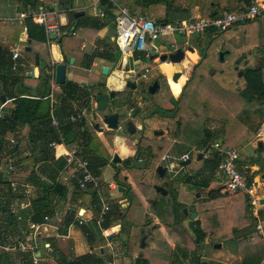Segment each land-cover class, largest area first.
Returning a JSON list of instances; mask_svg holds the SVG:
<instances>
[{
    "label": "trees",
    "instance_id": "16d2710c",
    "mask_svg": "<svg viewBox=\"0 0 264 264\" xmlns=\"http://www.w3.org/2000/svg\"><path fill=\"white\" fill-rule=\"evenodd\" d=\"M15 1L18 4H21L23 9L27 10L28 8H35L39 0ZM42 1L43 3L50 1L56 3L57 7L60 10H63L66 14L68 21L64 25H59L61 30H66L70 26H73L74 29L82 28V31L80 32V35H82L84 28L92 29L95 32L111 23L114 32L116 8L110 0L99 1L98 8L101 9L105 15L102 18L87 14L75 18L71 9H69L72 0ZM249 1L250 0H124V3L132 14L151 16L157 21L169 22L188 19L191 17L195 9L202 17H216L227 11L245 9L249 5ZM257 19L258 18L237 23L227 30L214 34L209 38V44H212L215 39L220 37L224 39L227 38L232 32L241 26L248 25ZM21 28H25V33L29 40L43 43L46 42L44 26L35 22L31 15H28L23 19ZM208 34L211 35L209 32ZM90 36L92 37V33L89 37ZM61 41L62 38L60 39V43ZM101 46L102 49L99 51L96 50L97 52L94 53V55L116 63L119 59V51L114 42L104 43V45ZM203 51L204 49L201 51V53H203L202 57L195 65V71L182 87V90L178 95L176 117L182 116L183 113L186 114L188 112L196 115V118H201L202 120L206 117H212L211 113L213 112L215 105L214 97L210 100V98L207 99L205 98L206 96L202 95L200 91V82L206 79H212L211 81L217 83L219 90L221 91L232 88L234 93L243 100V108H241L234 116V119L237 121H235L236 124H239L244 130L243 134H237L234 138L226 133L217 135L215 131L213 132L211 129H206L203 125H200L194 130L196 133L193 132L191 135L192 137L194 134L196 135L195 140L199 147H207L209 145V140L212 141V139L214 140L217 137H222L223 148L233 147L234 145L242 147L254 137L257 129L264 121V45H260L249 33L248 36H244L243 43L238 46L233 53V58L235 60L232 59L231 63L234 67H232V69H229L228 67L215 70L216 74L225 72L227 75L228 72H235L237 78L234 82L217 79L216 74H210L208 70L212 65H209L206 62L207 52ZM212 52L213 55L218 56L219 51L212 49ZM71 57L74 56L65 55L64 63H68V60ZM12 63L11 51L0 46V96L4 95L11 98L13 103L9 113L4 115L1 113L0 116V153L4 151V155L8 157L12 163L24 158V154L20 157L23 149H26L31 153L32 166L29 170L26 181L28 185L32 186L33 190L35 187L39 188L41 193L36 192L31 196L29 216L33 223H38L42 222L44 216L50 215L54 210V198H65L67 194V188L57 179L59 172L65 169L66 160L61 156L55 157L54 149L49 147V143L52 140L58 141L59 139L55 128L50 124V105L48 96L46 98L45 96H39L37 92L32 95L30 88L22 83V76L17 72L19 67L16 70H13ZM48 66L50 67V65L47 64L44 70H47L49 68ZM238 72H241V75H239ZM38 78H40V74ZM183 79L185 78L183 77ZM234 86L235 88H233ZM60 89L61 91L55 94L54 98L57 100V115L61 120L72 114L76 115L78 113L83 114L90 112L92 94L91 88H89L88 85H81L76 81H65V83L60 85ZM177 91H179V87H177ZM254 116H256L257 119L254 118ZM200 123L202 124L203 122ZM61 128L65 135L66 143L71 144L76 141L82 146L81 148L83 149L77 150L78 153L88 160L91 171L96 175H100L102 167L107 165L108 160L110 159V153L107 148L100 145L99 142L101 141L95 140V135L92 136L85 128L84 118L79 119L74 123H63ZM112 137L113 133L111 131H108L104 136V139L108 140L110 146ZM11 139L14 140L13 143L10 141ZM220 159L221 154L219 151H212L211 158L204 160L205 162L202 168H200L194 175L187 178L186 183L189 184V188L197 191L207 188L209 183L216 178L217 166ZM47 169H50V173L45 174ZM241 172L248 174L246 168ZM42 176H46V178L51 181V185L45 182ZM1 183H7L8 190L5 191V194L11 197L12 200L17 193L11 191L10 185L7 181H1ZM139 186L143 187V184H140ZM125 190L127 193L128 189ZM168 194L169 197H171L172 210L175 215L174 211L180 207V204L176 201L174 191L169 192ZM237 195L242 196L241 194ZM224 196H226V194L222 192L221 186L207 191L208 201L218 200ZM88 200L91 202L96 201L95 194H84V201ZM150 202L153 206H157L156 201ZM132 205V202H130L129 206ZM128 209L129 208H127L125 212L124 210L118 212V209H114L106 213L101 227H98L96 224L97 213L95 212L93 219L88 226L89 228L85 230L83 229L87 241H90L94 234L103 238L101 230L111 227L113 221H124ZM231 213L232 209H229L228 214L230 215ZM113 214L115 215L114 218L112 217ZM142 214L143 213L139 212L137 218L139 219ZM175 217L176 219L174 221L176 223L178 219L177 215H175ZM5 222L7 226H13L15 223V216L9 212ZM70 223L71 219H66L61 225L62 229H60V232H66L67 226ZM191 224L193 226L192 229L195 232L193 244L194 247H196L199 242L203 241L205 238L206 231L200 226L199 220L192 221ZM225 224L228 226L222 228V225ZM219 227L220 228L217 229V234H219L220 231L237 234L241 230L233 223H228L226 221L221 223V226ZM154 228L155 227H151V230H153L151 233L161 238V235L157 234V231ZM170 228H172V230L178 229V227H167V231H169ZM141 229L144 230V233H141ZM145 229L146 224L141 223V221L137 220L135 223H131L128 231V238L125 243L129 252L142 254L139 264L151 263L146 256L145 248L148 245L147 240L151 239L152 236L148 235L149 230ZM169 233L171 234L173 232L171 231ZM143 235L145 236V243L141 246L140 238ZM149 236L151 237L149 238ZM0 240H4L1 235ZM177 248L182 249V257L188 256L186 248L179 246ZM90 257V255L85 254L75 257L71 261H68L65 257L63 258L62 264H85ZM7 258V255L0 252V264H4L5 262L3 260ZM95 262L98 263L99 261L96 259ZM171 264L183 263L178 259V261L173 260ZM189 264H200V260H198V257L194 258Z\"/></svg>",
    "mask_w": 264,
    "mask_h": 264
},
{
    "label": "crops",
    "instance_id": "0c3cea01",
    "mask_svg": "<svg viewBox=\"0 0 264 264\" xmlns=\"http://www.w3.org/2000/svg\"><path fill=\"white\" fill-rule=\"evenodd\" d=\"M117 1L123 5H126L124 3V0H117ZM92 4H93V0L90 1V3H88V4H83L80 2V0H72L71 5H70L71 7L69 9H71V12L73 13V16L75 18H77V17L74 14L77 12H80V11H84V15L87 14V15H93V16H97L99 18H102L96 14V8H94L92 6ZM1 6H3V7H1ZM42 6L49 11L48 17L50 18V22H58L61 25H64L67 23L68 18L66 16V14L64 12H61L63 10H60L57 7L56 3H53L51 1L43 3L42 0H39L37 3V6L35 8H28L27 10H30V9L35 10V9L40 8ZM90 6H92V8H90ZM114 7L116 8L115 5H114ZM27 10L23 9L21 7V4H18L15 0H0V15L1 14L8 15V16H3V17L0 16V19L14 18V17H16V15L19 12L27 11ZM116 12H117V8H116ZM61 13H63V14H61ZM193 15H200V14L195 9L191 16H193ZM147 17H150V16H147ZM262 17H259L260 18V31H261L262 35L259 34L258 40L255 39L256 41H258V43L260 45H264V26L262 25V23H263ZM0 28H1V32L3 31V33H4V37H2V40L4 42H0V46L4 47L6 49H9V50H13V49L18 50L19 57H18L17 61L19 60V66L21 64H24V63L27 64L28 63L32 67V73H33L34 80L31 81L30 83H27L26 86L29 88H30V86L34 87L35 94H36V92H39V91L42 94H45L44 91L46 90V87H45L46 85L44 83H43V85H39V82H40L39 79H35L36 77L38 78V75H39L37 73L36 66H34V63L31 62L30 57L27 55L25 56L22 53V51L31 52L34 55L37 54L38 55V61H36V59H34L36 64H39V61L41 59H44L45 60L44 67H43V69H44L45 66H47V64L51 65V64L55 63L54 65H56L57 63H60V62L64 63V57H65L64 55H68V56L73 55L75 57V58L71 57L74 59L72 64H75L78 61V57L76 58L74 53H78V55L80 54L81 56L83 53L82 59L86 60L85 58H86L87 53H85V49L88 45H90V43L94 44V42H95L96 43L95 46L96 45L101 46V45H104V43H108V42H105L106 40L102 36H100V34H102V35L105 34L104 37H106L107 36L106 32H108V35H110V37L112 38L111 41L114 42V36L108 29H106V26L101 28L100 30H96L95 32L92 29L84 28L82 35H80L82 28H78L79 35H74V37H76L75 39L79 43L77 45H80L79 48H77V45H75L73 47L68 45V48H66V50H64L63 47L61 46L62 42L60 43V40H56V41H53L50 43H47V42L43 43V42H36V41L29 40L26 36L24 28L23 29L21 28V23H19V22H16L15 24H13L11 26L10 25L7 26L6 24L1 22ZM103 29H105V30H103ZM91 33H92V37L91 36L89 37V35ZM232 33L234 34V32H232ZM202 34H204L203 37H205V39H206V41H204V42L199 41V38L202 35H199V36H195L194 34H188L187 36L177 35L180 38V44H178L179 46L184 45L185 42H189L186 46V50L185 51L182 50L184 52V57L187 56V53L191 54V52H194L197 55L195 60H193V62H194L193 65L194 64L196 65V63L199 62L200 57L198 54H200L203 49H204L203 52H205V47L203 48V44L204 43L209 44V42H210L209 38L212 36V35H209L208 33H202ZM6 35L8 37H10L11 39H8V37ZM114 35H115V32H114ZM228 37L225 38L224 40L226 41L228 39ZM49 38H50V36H49ZM51 40H53V39H51ZM20 41H24V43H25L23 48H21V46L19 45ZM70 43L71 42H69L68 44H70ZM114 44H115V42H114ZM26 46L29 47L28 51L25 50ZM92 47H93V45H92ZM161 47H164V46H161ZM190 47L192 48V50L189 49ZM226 49L229 50V48H223L222 49L219 47H215V50L219 51V52L222 50H226ZM96 50L97 49H94V50L91 49L90 55L96 53L97 52ZM117 50H118V48H117ZM175 51H173L172 53H174ZM219 52H218V55H219ZM156 54L157 55H152L149 58V61L154 63V64H152L153 69H155V67H157L158 71L160 73L162 71L165 73V71L163 69H161V64L164 62L167 63V61H170V60L166 59L167 61L166 60L161 61L159 59V57L163 54L169 55L170 53H166V51H162V52L156 53ZM228 54H230V52ZM87 56L89 57V55H87ZM94 57H96V56H94ZM123 57H125V56H123ZM123 57L119 51V60H120V66L122 67V69H124L126 67V64L121 62L123 60H126V59L130 60L131 65L134 64L131 61V58L128 59L125 57V59H124ZM184 57H183V59H184ZM223 60H224V58H223ZM65 64H66V68H67V65H69V62L65 63ZM72 64H70V65H72ZM113 64H115V63L104 60L102 58H97V59L92 60L90 62V65H91L90 67L92 68V67L99 66V71L101 70V73H102V68L104 66H108L109 67L108 73H109L110 69L112 68L110 65H113ZM167 64H170V63H167ZM91 68H87V76L88 77L92 76ZM130 69H134V68H128L125 70V72L128 74L129 77H128V79L125 78L124 81L134 79V74L129 71ZM46 73L48 74L47 71H46ZM66 74H67V72H66ZM161 74H163V73H161ZM210 74H211V72H210ZM169 76H171V72H170ZM180 78H183V77L181 76ZM180 78L178 80H176L174 83L179 82ZM189 78H190V76L188 77V79ZM263 78H264V71H263ZM167 79L169 82L168 76H167ZM81 81H86V80L83 79V80H79L76 82L80 83ZM97 81H93V82H97ZM93 82H90V83H93ZM183 82H182V84H183ZM86 83L89 84L87 81H86ZM182 84L178 85V87H179L178 92H177V86L176 85L171 86L169 84L170 87H168V88H170V90H171L170 95H173L177 99L179 93L182 90V88H181ZM105 85H106V87H108V82L105 83ZM106 87L103 86V87L91 88L92 97H91V110L90 111L92 112L95 110L94 96L97 93L108 92L110 89L115 90L117 92L116 97L118 99H116V97H115L114 99H112L110 101L109 106H108V113L119 112V115H120V124L119 125L121 126V129L119 131L110 130L113 133V137L111 140V146H112L111 151H112V153L117 152L121 156V158H133L134 159L133 156L135 155L136 150H137V146H138L137 145V134L138 133H137V130L134 133H128L124 128V122L127 119L129 109H128V106L126 105L125 101H122V100L119 101L120 98L118 97L117 94L119 93L118 91H121L122 89L121 88H118V89L117 88H115V89L110 88L109 89ZM101 88H103V89L105 88V89L100 90ZM95 90H96V93L94 95L93 91H95ZM30 91H31V89H30ZM168 97L165 99L161 98V103H160L161 106H164L166 104L165 102L168 99ZM55 101L57 104L56 99H55ZM117 104H119V105H117ZM0 106H1L0 113H2L3 115L8 114L10 109L13 106L11 98L5 96V102L1 103ZM5 107H8V109L5 110ZM97 116H98V114H97ZM137 126H139V124H137ZM103 128L106 129V126L104 124H103ZM206 129H208V128H206ZM96 133H97V136H96L95 140L102 139V138L104 139L102 132H96ZM195 133H196V131H195ZM219 134H217V135H219ZM255 135H256V133H255ZM255 135L252 139H250L247 142V144L252 142V140L255 138ZM193 137L195 139L196 135L194 134ZM218 138H222V137H217L214 140L212 139V141L209 140V142H208L209 145L207 147H199V145L197 144L196 148H194L195 149V156H194L195 160H194V162H196L199 165V163L202 161V158L199 161L196 160L198 152L210 147V145H212ZM262 142H264V141H262ZM103 143L109 145L108 140H105ZM221 143H222V141H221ZM247 144H245L244 146H242L239 149L244 150V148L246 147ZM252 145L250 144V146H252ZM139 146H140L139 149H141V151L147 150L145 147H144V149H142L141 143ZM65 147L67 149H75L70 144H66ZM172 147H175V146H172ZM257 148H258V145L256 144L255 147H253V149L255 150ZM170 149H171V147H170ZM75 150L77 151V149H75ZM61 151H62V148L54 150V156L59 157V155H61ZM212 151H214V149H212L210 151V154ZM253 152L255 153V151H253ZM23 154H24V156H23L24 158L20 159L19 161L18 160L15 161V163L13 162L14 163L13 164L11 162V160H9L8 157H6L4 155V151L2 153H0V235L4 238L3 241L0 240V242H1L0 245H9L11 247H14V246H17L20 244H25V243L30 245V247H27L25 250H18V249L13 250L12 249L10 251H5L0 247V252L4 253L8 257L7 259L3 260L5 262L4 264H33V262H32L33 256H36L37 264H62L63 258H65V257L68 259V261H71L73 258L81 256V255H85V254H88L91 256L85 264H117L116 258H121L122 264H130L132 261H134V257H136V255L138 253L137 252H129L125 246V243H126L127 238H128L129 227H130L131 223H135L138 220V218H136V217L139 216L140 211L137 210V212H136V209H139L142 211L152 209V207L150 205L153 206V204H151L150 201H156L157 202V206H153V208L155 209V215L157 216L158 220L156 222L152 221V220H148L147 223H145L146 224L145 230H150L151 227H155L154 229H156V231L158 233H160L159 235H161V238H159L157 236H152L151 239L147 240L148 245L145 248V252H146V256H147L149 262H151L150 264H169V263L171 264V262L173 260L178 261V259L183 264H189L194 258H197V257H198V260H200L199 256L197 255V250L195 251V249L197 248V246H199L202 243V241H200L199 244L195 247V249L192 250L193 252L187 250L188 256L182 257V249L177 248L179 246V241L174 237V234H172V233L168 234L167 227H175V225H176V227H180L177 225V222L175 223V221H173L175 223V225H174V223L169 222L170 220L168 219L171 215V212H170V210H166L165 208L168 207L172 210V201L170 200V204H169V201L167 200V203L165 202V207L161 209L160 206H161V202H163V201L159 200L158 198L152 196V194L149 193L147 183H139V184H143V187H140L138 184H136L135 181L133 183V181L130 180V178H129L128 172L126 173L127 175H125V176H127V178L125 180H128L130 184L121 183V181H119L117 179H116L117 181L110 180L106 184L108 189L115 191L114 194H115V198L117 199L116 204L118 205V207H115V210L118 209V212L120 210L121 211L124 210V212H125L127 210V208H129L128 213L126 214V218L124 221H118V222L116 221L111 227L101 230L102 237H103L102 239H105V238L109 239L108 241H106V240L101 241V237L98 236L97 234H94L91 237L90 241H87V239L84 235L83 229L85 230V229L89 228L88 226L91 223L95 212L97 213V217H96V220H97L98 215H99V210H98V208L92 207L91 201H89V200L84 201V194L90 193V195H92L93 192L90 188H88L86 190H81L78 188L75 180L68 176V171L70 168L67 166V163L65 165V169L63 170L65 172L67 171V174H66L67 177L64 178L63 173L59 172L58 178H57L58 181L61 182L63 185H65V187L68 190L65 198H60V199L54 198V200H53L54 210L50 213V215H46L47 219L43 218L42 222L33 223L30 220V216H29L30 198L36 192L41 193V191L39 188H36V187L33 190L32 186L28 185V183L26 181V178L29 174V170L32 166V162H31L32 156L30 155L31 153H29L26 149H23L21 151L20 157H22ZM184 154H186V153H183L182 156ZM251 156H253V155H251ZM135 157H137V159L139 160L140 159L139 157H141V155L135 156ZM239 160H241V159H239ZM139 161H142V160L140 159ZM9 164L13 165V171L12 172H10L8 170ZM156 164H158V163H156ZM170 167H172V163H170ZM104 168H106V165L104 166ZM251 168H252V166L246 167V171H248V174H246V175L253 178V180H254L255 178L250 176V174H249V171ZM102 169H103V167H102ZM102 169H101V174L99 175L100 176V181H99V185H98L99 189H100V186L101 187L105 186V185H103L104 183L101 182L102 181ZM129 169H131V168H129ZM166 170H167V167H166ZM197 170H199V169H197ZM91 172L94 173L93 171H91ZM46 173L47 174L50 173V169H47L45 171V174ZM9 177L15 179L16 181H24L28 185V190H29L28 193L22 189L15 191V192L11 190L12 192L17 193L16 195H14L13 199L11 200V197H9L7 194H5V191L8 190L7 183H4V184L1 183V181H5V182L7 181L8 182ZM42 177L44 180H46L49 183V185H51V181L48 178H46V176H42ZM214 181H216V182L220 181V183H222L221 175H219L217 172H216V178ZM117 182L128 186V189H130V191H131L132 187L134 186V191L132 193L130 191H127V193H126V190H124V192H117L116 191ZM151 186L154 189L152 184H151ZM161 186H164V185H161ZM164 187L166 188V186H164ZM180 189H181V186L176 189V192L178 194L180 193ZM99 193H100V190H99ZM132 194L135 195L136 197L135 196L133 197ZM100 195H101V193H100ZM165 195H168V194H165ZM235 195H237V194H235ZM258 198H259V202H260V199H264V197H262V196L258 197ZM96 200H97V197H96ZM188 200L189 199L187 198L186 202H184V201L178 199L180 207L176 210V211L180 210L179 211L180 216L178 219L181 220V223L184 226H186V224L188 222V219H186V217H188V216H184V215H188L191 212V210L186 208V207H188V204H190L188 202ZM135 201H136V203H135ZM137 201H138V204H137ZM105 202L108 203L107 201H105ZM130 202H132V204H133L132 206H129ZM108 205H109V210L106 213L112 211L111 210L112 205L109 203H108ZM261 205L263 208L264 203H262ZM183 207L187 209V213H182L181 209ZM262 208H261V213L264 212V210ZM9 212H11L15 216V223L11 227L7 226L6 222H5V219H6ZM195 212H196L197 216H195L194 219L197 218L198 220H201L200 226L203 228L204 225H203L202 219L199 218L198 212L197 211H195ZM129 214H132L133 217L136 218V220H134V221L129 220L128 219ZM144 214L147 215L146 212ZM112 217L114 218L115 215L113 214ZM66 219H71V223L67 226L66 232H62V231L60 232V229H62L61 225H62V223L65 222ZM81 219L85 220V222L80 223ZM189 220H192V219H189ZM138 221H140V220H138ZM158 221H159V223H158ZM253 221H254V218H253ZM96 224H97V222H96ZM253 225H254V223H253ZM97 226L101 227V225H98V224H97ZM187 228H189V227H187ZM239 228L242 229V227H239ZM243 228H245V227H243ZM109 230H112L110 233L113 235L112 238H108L109 234H107V232ZM173 231L175 232V230H173ZM255 231H257L256 228H255ZM141 233H144L143 229H142ZM192 233H193L194 239H195V232L192 231ZM259 234H262V233H259ZM206 236H207V234H206ZM243 236H245V238L249 237V235H247V233ZM143 237L145 238L144 235H143ZM144 243H145V240H144ZM106 246H108L110 249L108 254L106 253V250H105ZM179 247L184 248L182 245H180ZM202 252L204 254V250H202ZM165 254H168V255H165ZM227 254H228V261L226 264L234 263L237 255L233 251H227ZM193 256H194V258H193ZM96 259L99 261L98 263L95 262ZM263 259H264V256L261 260H259V262H257V264H261ZM202 261L200 260V264H205L204 263L205 261L204 262H202Z\"/></svg>",
    "mask_w": 264,
    "mask_h": 264
},
{
    "label": "rangeland",
    "instance_id": "374dc122",
    "mask_svg": "<svg viewBox=\"0 0 264 264\" xmlns=\"http://www.w3.org/2000/svg\"><path fill=\"white\" fill-rule=\"evenodd\" d=\"M90 1L80 0V2L83 4H88L90 3ZM90 8H92V6H90ZM0 16L3 17V16H8V15L1 14ZM4 20H7V19H0V24L1 22L3 23ZM262 20H263L262 25L264 26V16L262 17ZM6 25L11 26V24L8 21L6 22ZM112 27L113 26L111 25V23L106 25V29H108L111 33L113 32ZM249 33L256 40H258L259 34L262 35L260 31V18H258L257 20H254L248 25L241 26L240 28H238L236 31H234V34L232 33L228 37L226 41L224 40V38L220 37L218 39H215L212 44L204 43L203 48L205 47V51L207 52L206 62L209 65L210 64L212 65V67L208 70V72L210 73L211 71H213V73L216 74L215 70H218V69L220 70L221 68L229 67V69H232V67H234L231 63L232 59H234L233 53L235 49L243 43L242 40L244 39V36H248ZM106 34H107L106 37H104L105 34L104 35L100 34V36H102L106 40L105 42L112 43L111 41L112 38L110 37V35H108V32H106ZM112 34L114 36V32ZM74 35H79L78 29L75 30ZM74 35L73 36L66 35L65 37L62 38L61 46L63 47L64 50L68 48V45L73 47L79 44L76 41L75 39L76 37H74ZM201 35L202 36H200L199 41L201 42L206 41L205 37H203L204 34H201ZM2 37H4V33L3 31L1 32V28H0V42H4L2 40ZM8 39H11V38L8 37ZM69 42L71 43L68 44ZM166 42L167 43L174 42L175 44L178 45L180 44V38L176 34L170 35L169 37L166 38ZM94 44L96 43L94 42ZM151 44H152L151 47L153 49H157L159 52L169 50L166 47H161L163 45L162 41L160 42L153 41ZM19 45L21 46V48H23V46L25 45L24 41H20ZM92 45L93 44L88 45L85 49V53H87L86 58H85L86 60L82 59L83 53H82V56L80 54L78 55V53H74L76 58L78 57V61L75 64L67 65L66 81H79V80L84 79L88 83L97 81V80L103 81L105 83L108 82V87H106V85L104 87L109 88V89L110 88H113V89L121 88L122 89V91L117 94L118 97L120 98L119 101L122 100V101H126L127 103H129L131 100H141L142 98H146V104L149 103L150 106L151 105L154 106V104L156 103L160 104L161 98L165 99L171 94V90L170 88H168L170 87V85L171 86L176 85L178 87V85H181L182 82L184 81L183 78H180L179 82L174 83L175 81H173L171 79V76H169L170 72L172 73L175 67L178 69H183L182 77L188 78L191 75V70H192V66L194 63L193 60H195V58L197 57L196 54L187 53L188 57L185 56L184 59L180 63H177L174 66H171L170 64H167L166 62L162 63L161 69H163L164 71L168 69L167 73H165L166 77L168 76L169 78V82L167 79L168 85L162 82L163 84L160 85L159 90L155 94L150 95L147 91L145 92L140 91L141 87L146 86L147 81H151L152 78L153 79L156 78L155 71L158 72L157 67L153 69L152 64L154 63L150 62L149 58L142 57L140 62H136L133 65H131L130 60H127V59L123 60L121 62L126 64V67L124 69H122V67L120 66V60L118 59L115 64L110 65L112 67L110 69V72L107 75H103L101 73V70L99 71V66L92 67V68L90 67L91 66L90 62L92 60L99 58L97 55H94V54L90 55ZM79 46L80 45H77V48H79ZM215 47H219L222 49L229 48L230 54H226L224 56V61L219 59V55L218 56L213 55L212 49H215ZM22 53L25 56L26 55L29 56L31 59V62L34 63V66H36L37 73L40 74V78L36 77L35 79H39L40 81L39 85H43V83L46 85L45 86L46 90L44 91L45 94H42L40 91L37 92V94L39 96H45L46 98L49 95V92L51 90L50 83H49V79L51 78V76L46 74V70L43 69L45 60L41 59L39 61V64H36L34 60L35 55L33 53L26 52V51H22ZM87 55H89V57ZM17 65L19 67L17 72L18 74L22 76L21 77L22 83L24 85H27V83H30L31 81L34 80L33 76H29V74L32 73V67L28 63L27 64L24 63L19 66V60H18ZM145 66L149 67L147 68L148 69L147 71L148 80H144L142 82L141 79H139L136 84V89L133 92H129L125 90L122 84L125 83L124 81L125 78L128 79L129 77L128 74L125 72V70L128 68H134V70L141 72L145 70L144 69ZM87 68H91V72H92L91 77L87 76ZM201 71H204V70H201ZM216 78L223 79L228 82L230 81L234 82L237 77H236L235 72L233 73L228 72L227 75L225 72H223V73L216 74ZM211 80L212 79H206L200 82V91L203 96H206L205 98L207 99L210 98L211 100L212 97H214L215 105H214L213 112L211 113L212 117H206L204 120H202L201 118H196L197 116L190 112L184 114L185 116L184 118H182V122H185L188 133L195 132L194 130H196V127L203 125L204 127L211 129L212 131H215L217 134L226 133L232 138L236 137L237 134H243L244 130L241 128L239 124L238 125L236 124L237 121L234 119V116L240 111L241 108H243V100L236 93H234L232 88H229L225 91H221L219 90L217 83H214ZM233 88H235V86ZM104 89L101 88L100 90H104ZM60 91H61L60 85L55 83V86L53 89L54 96ZM95 93H96V90L93 91L94 95ZM122 97L124 99H122ZM172 97L176 99V97L174 96ZM116 99L118 98L116 97ZM165 103H166L165 105H169L167 101ZM7 109L8 107H5V110ZM93 113L98 114L96 120L100 123V125H103L101 118H100L103 115V113L102 112L97 113L96 109L92 112L91 111L86 112V114L83 113L82 116L84 117V120H85V128L91 133L92 136L96 134L95 135L96 137L97 136L96 131L89 124V119L91 118ZM254 118L257 119L256 116H254ZM200 122H203V123L201 124ZM145 124H146L145 125L146 130L149 131V133L148 134L144 133L145 138L142 140L141 147L142 149H144V147L146 148V146L151 142L152 151L155 154H157L158 158L150 159L149 161H146L145 166L143 168L132 167L131 169L118 170V165L111 162V159H112L111 146L103 143L105 139L103 138L98 139L99 141L102 142V143L99 142L100 145L107 148L110 153V159L108 160L106 168L103 167L102 169V181L101 182L104 183L103 185H105L102 187L100 186V189H99L102 199L112 205L111 210H114L115 207H118V205L116 204L117 199L115 198V194H114L115 191L108 189L106 184L110 180L115 181V178L117 177H119V179L121 180V183L130 184L128 180L124 179L125 175H127L126 174L127 172H128L130 180H132L133 183L134 181L138 185H140L139 183H147L149 193L152 194V196L163 201L161 202V206H160L161 209L165 207V202L167 203V200L169 201V204H170V197L168 195H162L161 193H158L155 189L152 188L151 184L153 185V187L156 185L161 186V185L166 184L169 191L172 190L171 187L172 188L175 187V189H177L178 187L181 186L180 193L178 194L177 192H175V196L177 200L180 199L186 202V199L188 198L189 199L188 202L190 204L193 203L192 206H195L194 203L196 202L198 216L199 218L202 219V222L204 225L203 229H205L207 236L204 238L202 243L199 246H197V248L195 249L194 244H193L194 235L191 231V228L185 227L181 223V220L177 219V225L180 227H178V229H173L175 230V232L172 230V228H170V230L168 231V234L171 231L173 232L172 234H174V237L179 241V246L182 245L184 248H186L188 251H191V252H193L192 250L194 249L195 251L197 250V255L199 256V259L201 261L203 260L202 262L205 261L204 262L205 264H226L228 261L227 251H233L237 255L235 262L232 264H257V262H259V260H261L264 256V228H263L262 234H259L257 231H255V228H254L255 226L253 225L254 221L252 217V208L249 207L246 197L245 196L242 197L239 195L226 194V196L218 200L208 201L207 191L209 189L220 187L221 186L220 181L218 182L211 181L207 188L200 189L199 191L195 189L188 190L187 185H186L187 183H182V181L186 180L188 175H190L191 173L192 175H194L195 170L202 168L205 162L204 160H202L199 163V165L201 166L200 167L196 162L192 160V158L194 157L195 149L192 148L193 145H188V143H192L193 139H188L187 140L188 143L186 145L179 144L177 147H172L174 146L172 140H167L165 137L159 136L158 133L160 132V130L155 129L158 127L154 121H151V126L149 125L148 120H146ZM176 127H177V124L174 123L173 120L170 121V119H168V128L166 129L164 128V130L166 132L170 131L173 134L177 131ZM152 129H155V130L152 132ZM150 138L152 139L150 140ZM184 143H185V140H184ZM252 143H254L253 140L251 143H248L246 145L244 150H240L239 159L241 160H238L236 167L238 170L242 171L246 167L252 166V168L249 171V174L250 176L255 178L254 179L255 195L257 197H261V196L264 197V147H260V148L258 147L257 149L254 150L253 147L255 146H253ZM193 144H194V141H193ZM250 144L253 147L250 146ZM70 145L73 146V148L77 150L83 149L81 148L82 146H80L76 141L72 142ZM169 146L171 147V149ZM234 147L238 149L241 148L235 145ZM253 151H255V153ZM146 153H147V150H142L141 156L147 157ZM183 153H187L190 155L192 162L189 163L188 165L180 164L181 163L180 161H182L180 160V157ZM170 163H172V167H170ZM158 165H161L162 167H165V168L167 167V170L164 176H161L157 173L156 168ZM172 179H175V180L172 181ZM128 191H130V189H128ZM133 191H134V186L132 187L130 192L132 193ZM132 196L134 197L135 195L132 194ZM183 208L181 209L182 213H183ZM186 208L190 210L189 204H188V207ZM165 209L170 210L171 212V215L168 218L170 220L169 222H173L176 219L175 215H177V218H179L180 210L174 211L175 212V215H174L173 210H171L168 207H166ZM229 209H232V213L230 215L228 214ZM262 209L264 210V205ZM137 210L140 211V213H143L142 216H140V218L138 219L141 221V223H147L148 220H152L155 222L158 220L157 216L155 215V209L153 207L152 209H149L146 211L143 210L144 212L139 209H136V212ZM145 212L147 213V215L144 214ZM184 216H188L186 217V219H189V215H184ZM136 218H134L132 214L128 215V219L131 221L136 220ZM259 219L261 220L263 227H264V212L261 213V215L259 216ZM192 220H195V219H192ZM116 221H113L112 223L114 224ZM199 221L201 222V220ZM224 221L228 223H233L236 227H242V229L237 234L236 233L230 234L228 232H221V231L219 232V234H217V229L220 228L219 226H221V223H223ZM227 226L228 225L226 224L222 225V228L227 227ZM111 231L112 230H110L109 233L107 232V234H110ZM140 231H142V229ZM149 231H148V235L155 236L151 233L152 230L150 232ZM156 233L160 234L158 232ZM246 233L247 235H249L248 238H245V236H243ZM151 236H149V238ZM105 240L108 241L109 239L101 238V241H105ZM215 244H220L221 247H215ZM105 250L107 254L110 251L108 246H106ZM202 250H204V254ZM165 255H168V254H165ZM116 260H117V264H122L121 258H116ZM132 263L133 261L130 264ZM261 264H264V259L262 260Z\"/></svg>",
    "mask_w": 264,
    "mask_h": 264
},
{
    "label": "built area",
    "instance_id": "2783aa9c",
    "mask_svg": "<svg viewBox=\"0 0 264 264\" xmlns=\"http://www.w3.org/2000/svg\"><path fill=\"white\" fill-rule=\"evenodd\" d=\"M100 0H93L92 6L96 8V14L100 17H104V13L101 9H98V4ZM117 8L116 16L114 18V42L117 46L120 54L126 58H131L133 63L140 62L142 57L150 58L152 55H157L160 53L157 49H153V41H162L164 47L167 50L166 53H172L176 49L186 50V46L189 42H185L184 45L179 46L174 42L167 43L166 38L170 35H183L187 36L188 34H194L199 36L202 33H210L212 36L223 30H227L230 27L234 26L237 23H241L246 20L256 19L261 17L264 14V0H250L249 5L245 9L236 10V11H227L222 13L219 16L212 18H205L200 15H193L188 19L184 20H174L169 22L157 21L153 18L147 17L140 14H132L129 8L126 5L121 4L117 0H110ZM63 12V11H61ZM63 14V13H61ZM31 15L33 20L38 24L44 26L46 33V42L50 43L56 40H60L66 35L73 36L75 30L73 26L68 27L66 30H61L60 23L50 22L48 17L49 11L43 6L35 10H27L19 12L16 17L4 20L3 23L6 24L8 21L11 25L19 22L22 24L23 19ZM25 30V28H24ZM54 34V39L49 38L50 34ZM93 44V43H90ZM92 50L97 49L101 50L102 47L93 44ZM11 51L12 59V69L16 70L17 59L19 57V52L16 49ZM125 57H123L125 59ZM55 64V63H54ZM51 64L50 67L46 70L51 76L49 79L50 83V92L48 95L49 105H50V124L55 128L57 132L58 141L52 140L49 143V147L54 150L61 149V155L59 157H64L66 160L67 166L70 168L68 171V176L75 180L77 186L81 190H86L90 188L95 196L97 197L96 201H92V207L98 208L99 215L96 220L98 225H101L104 221L106 212L109 210V205L106 203L100 193H99V181L100 176L91 172L88 160L83 158L78 151L75 149H67L65 147L66 140L65 135L62 131L63 123H74L79 119H82V114L78 113L76 115L72 114L65 117L61 120L57 115L56 110V101L53 94V89L55 86L54 73L55 65ZM144 67V71H141L140 78L146 79L147 69ZM130 72L135 74L134 69H130ZM1 110V106H0ZM1 116V113H0ZM12 143L13 139L10 140ZM254 146L258 141H264V122L258 128L255 138L253 139ZM214 149L219 151L221 154V159L217 166V173L221 175L222 178V192L228 195L241 194L246 197L249 207L252 208V216L254 218L255 228L259 233H263V224L259 219L261 215L262 205L259 202V198L255 195V181L253 178L250 179L246 174L237 169L236 165L240 158V149L235 147L222 148V143L215 141L210 147L200 151L202 153V160H207L211 158L210 151ZM186 156L183 155V158ZM140 160V159H139ZM8 170L13 171V165H8ZM64 170V169H63ZM60 171L63 173V177L66 178L67 171ZM8 182L12 191H18L20 189L25 190L28 193V185L24 181H16L15 179L9 177ZM80 201V200H79ZM47 219V216H44ZM85 222L81 219L80 223ZM0 247L5 251L10 250H25L27 247H30L27 243L20 244L14 247L9 245H0ZM33 264H37L36 256H33Z\"/></svg>",
    "mask_w": 264,
    "mask_h": 264
},
{
    "label": "flooded vegetation",
    "instance_id": "af4514ba",
    "mask_svg": "<svg viewBox=\"0 0 264 264\" xmlns=\"http://www.w3.org/2000/svg\"><path fill=\"white\" fill-rule=\"evenodd\" d=\"M191 53L195 54L194 52H191ZM198 55L201 58L202 55H203V53H200ZM167 63H170L171 66H174L175 64L180 63V62L174 63V62H171V61H167ZM167 71H168V69L165 70V73H167ZM194 71H195V64L192 66L191 75L193 74ZM155 72H156V78H154V79L152 78L151 81H147L146 86L145 87H141L140 88V91H142V92L143 91L144 92L147 91L150 95H153V94H155L159 90V87H160L161 84L164 83V84L168 85V83H167V77H166L165 73L163 71L161 72L163 74H161L159 71L158 72L155 71ZM176 73H179V75L176 78V80H178L182 76V74H183V69H178L176 67L174 68L173 72L171 73V79L173 81H176V80L173 79L174 78V75ZM140 75H141V72L140 71H136L135 74H134V79L128 80V81H130V83H133L134 86L131 88L128 85H126V81H127L126 80L125 83L123 84L124 89L127 90V91H129V92H133L136 89V84H137V81L139 79H141L142 82L144 80H148V74L146 76V79L140 78ZM161 75H163V76H161ZM191 75H190V77H191ZM187 79L188 78H185V80L183 82L184 84L186 83ZM154 82H157L158 88L153 93H150L149 92V88H150V86H152V84ZM181 88H182V86H181ZM121 91H118V92H121ZM172 96L173 95H170L168 97V99L166 100L169 103V105H164V106H161V104H159V103L154 104V106H152V105L150 106L149 103L146 104V98H142L141 100H131L129 103H127L125 101L126 102V105L128 106L129 111H128L127 119L124 122V128L126 130V128H127L126 127V122L130 120V121H132L135 124L137 133L139 131V133L137 134V145L138 146H137V150H136V153H135L134 156H136V155L137 156H140L141 155V153H140L141 152V149H139L140 148L139 145H140V143H142V140L145 138V134H148L149 133V131H147L146 130V127H145L146 120L149 121V125L150 126H151V121H154L157 124V127H158V128H155V129L160 130V132L158 133L159 136L165 137L167 140H172L175 147H177L179 144L186 145L188 143V141H187L188 139H193L192 140V143H188V145H193L192 146L193 149L196 148V145L198 143L196 142V140L194 139V137H192L191 133H188L185 122H182V118H184V116H185L184 114L185 113H183V115L182 116H179L178 118L176 117L177 99H174ZM122 99H124V98L122 97ZM107 113H108V111H107ZM168 119H170V121L173 120L174 123L177 124V127H176V130L177 131L175 133H173V134L170 131L169 132H166L164 130V128L165 129L168 128ZM137 124H139V126H137ZM100 126L103 128V125H100ZM155 129H152V132ZM108 131H110V130L107 127H106V129L103 128V131H102L103 136H105ZM151 139L152 138H150V140ZM184 140H185V143H184ZM193 141H194V144H193ZM92 144H94V143H92ZM151 144L152 143L150 142L148 144V146H146V149H147L146 156L147 157H142V156L139 157L143 161L144 164H145L146 161H149L150 159H156V158H158L157 154H155L152 151ZM160 149H161V147H160ZM184 155L186 156L185 158H183L182 155H181L182 157H180V160H182V161H180L181 162L180 164L181 165H188L189 163L192 162L191 161V158H190V155L187 154V153L184 154ZM194 156H195V153H194ZM132 160H133V158H130V161L128 163H122L121 164L122 168L123 169H129V168H127V166L130 165V163H131ZM192 160L194 161L195 160V157H193ZM183 161H189V162L182 164ZM197 171L198 170H195V173ZM191 176H192V173L190 175H188V177H191ZM187 178H186V180H187ZM118 180L121 181L119 179V177H118ZM174 180L175 179H172V181H174ZM186 180H183L182 183H186ZM186 185H187V189L190 190L189 184L187 183ZM164 186H166V184ZM165 189H166V194H168L169 192H172V191L176 192L175 187L174 188L171 187L172 190H170V191L167 188V186H166ZM175 198H176V196H175ZM170 200H171V197H170ZM176 201L178 202L177 198H176ZM192 204H189L191 212L197 211V206H196L197 204H196V202L194 203L195 206H192ZM151 207H153V206L151 205ZM195 220H198V219L196 218ZM192 221L193 220H189L188 219V223L189 224L187 223L185 227H190L191 230L193 231V229H192L193 226H191L192 225L191 224Z\"/></svg>",
    "mask_w": 264,
    "mask_h": 264
},
{
    "label": "water",
    "instance_id": "95a60500",
    "mask_svg": "<svg viewBox=\"0 0 264 264\" xmlns=\"http://www.w3.org/2000/svg\"><path fill=\"white\" fill-rule=\"evenodd\" d=\"M74 15L76 17L82 16V15H84V11L77 12ZM50 38L54 39V34L53 33L50 34ZM189 49L192 50L191 47ZM25 50L28 51L29 47L26 46ZM229 52L230 51L227 50V49L220 51L219 52V59L223 60L224 55L228 54ZM183 57H184V52L181 49H177L174 53H170L169 55H166V54L161 55L159 57V59L161 61H165L166 59H169L171 62L177 63V62H181ZM35 59H36V61H38V55L37 54H35ZM73 61H74L73 58H69V60H68L69 64H72ZM108 71H109V67L108 66H104L102 68V74L103 75H107ZM212 72L213 71H211V73ZM240 74H241V72H239V75ZM178 75H179V73H176L174 75L173 79L176 80ZM29 76H33V73H30ZM54 80H55V83L59 84V85H61V84H63L65 82V80H66V64L65 63L60 62V63H57L55 65ZM80 83H81V85H88L89 88H96V87L105 86V82H103V81H97V82H93V83H89V84H87L86 81H81ZM126 85H128L131 88L134 86V84L130 83V81H128V80L126 81ZM157 88H158L157 82H154L152 84V86H150L149 92L153 93ZM30 89H31L32 95H34L35 94L34 87L30 86ZM116 93L117 92L115 90H109L108 92H99V93H97L94 96L96 111L103 113V115L100 117L102 123L109 130H112V131H119L121 129V126L119 125L120 124L119 112L107 113L108 104H109V102L112 99H114L116 97ZM0 101H1V103L5 102V96L4 95L0 96ZM117 105H119V104H117ZM96 118H97V114L93 113L91 118L89 119V124L92 126V128L96 132H102L103 128L100 126V123L96 120ZM126 127H127L126 131L128 133H134L136 131L135 124L132 121H130V120L126 122ZM217 141L221 142L222 138H218ZM257 145H258L259 148L260 147H264V142L258 141ZM201 157H202V153L198 152L196 160L199 161L201 159ZM129 161H130V158H121V156L117 152H113L112 153L111 162L118 165V170L123 169L122 166H121L122 163H128ZM188 162L189 161H183L182 164L188 163ZM144 166H145V164L142 161H139L137 159V157H134V159L131 161L130 165L127 166V168H131V167H136V168H140L141 167V168H143ZM156 171H157V173L159 175L163 176L165 171H166V168L162 167L161 165H158L157 168H156ZM126 178H127V176L124 177V179H126ZM116 179L117 178H115V181H117ZM44 181L47 182L46 180H44ZM125 189H128V186L117 182V184H116V191L117 192H124ZM154 189L157 192L161 193L162 195L166 194V189L163 186L156 185V186H154ZM260 203L261 204L264 203V199H260ZM183 213H187V209L186 208H183ZM188 215H189V219H194V217L197 216L195 212H191ZM112 236H113L112 234H109L108 238H112ZM144 240H145V238L142 236V238L140 240L141 246L144 245ZM215 247H221V245L220 244H215ZM141 255H142L141 253H138L136 255V257H134L133 264H139Z\"/></svg>",
    "mask_w": 264,
    "mask_h": 264
},
{
    "label": "bare ground",
    "instance_id": "6f19581e",
    "mask_svg": "<svg viewBox=\"0 0 264 264\" xmlns=\"http://www.w3.org/2000/svg\"><path fill=\"white\" fill-rule=\"evenodd\" d=\"M110 103V102H109ZM108 106H109V104H108ZM110 108V107H109Z\"/></svg>",
    "mask_w": 264,
    "mask_h": 264
}]
</instances>
